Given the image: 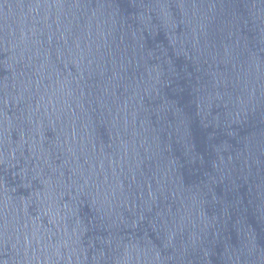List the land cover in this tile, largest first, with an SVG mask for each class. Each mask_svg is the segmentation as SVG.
I'll list each match as a JSON object with an SVG mask.
<instances>
[{"label":"water","instance_id":"95a60500","mask_svg":"<svg viewBox=\"0 0 264 264\" xmlns=\"http://www.w3.org/2000/svg\"><path fill=\"white\" fill-rule=\"evenodd\" d=\"M0 264H264V0H0Z\"/></svg>","mask_w":264,"mask_h":264}]
</instances>
